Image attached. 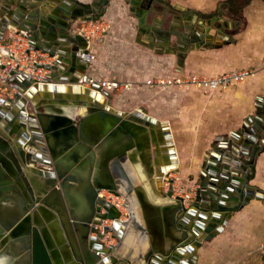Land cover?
Here are the masks:
<instances>
[{"label":"crops","instance_id":"0c3cea01","mask_svg":"<svg viewBox=\"0 0 264 264\" xmlns=\"http://www.w3.org/2000/svg\"><path fill=\"white\" fill-rule=\"evenodd\" d=\"M5 1L1 0L2 4ZM80 1L89 3L91 0ZM220 2H223L227 14L231 17L216 11ZM31 3H33V0L29 2V5ZM122 3L121 7L125 10L123 6L129 4L126 2L124 4L123 0ZM148 3L149 0H141L142 8L147 7ZM166 3H169L174 11L165 6ZM38 5L40 6L41 14L46 19L53 16L57 20L56 22L65 23L63 21V16H66L65 12L57 13L52 3L43 0ZM117 5V0H111L108 10L101 19L110 18V20L112 19L115 22L121 14L117 11ZM136 8L134 6V9ZM28 12L29 10H27ZM130 16L134 20L135 26L132 32L128 31L126 36L119 38L116 26L111 32L112 35L108 33L103 38L104 40L100 41L101 43H91L89 45L88 49L95 56V59L83 74L96 77H100L102 74L101 78L128 84V89L125 91L115 90L111 92L112 109L121 112H132L139 107H143L152 117L170 124L178 165L168 175L173 179L174 175H179L183 179L185 177H193L194 182H198L197 186H192L190 180H188L190 181L188 185V181L184 183L186 186L185 190L191 192L193 198H195L200 185L199 175L201 167L212 160V156L207 153L215 150L216 146H220L226 140H230L232 144H239L243 153L242 147L245 145L252 147V152L257 154V159L254 171L251 167L248 169L249 174L253 173V178L249 181V185L263 190L261 177L264 174V152L262 151L264 149V120L261 119L262 121L258 125L254 118L259 111L264 118V0H251L238 16L231 14L227 0H154L148 15V21L158 33L166 31L170 27H174L175 31L183 32L186 31V23H189L191 28L198 30L204 39L207 29L211 27L210 35L213 42L216 41L217 32L221 28L228 30L226 33L234 37L236 43L222 45L216 49L191 51L182 67H179V74L185 77L190 75L210 77L231 71L253 69L254 74L244 83L230 90L217 91L212 95H205L195 89L184 91L183 89L177 90L170 87L163 90L154 82L148 85L147 81L153 78L155 74L159 76L160 70L163 69L162 63L171 60L169 58L171 55L157 54L156 51L138 43L137 40H135L136 47H129L126 41L128 40L131 43V39L133 37L137 39L138 34L137 20L132 13ZM239 16L242 17L241 20L237 21L234 19ZM213 17L217 18L216 21L209 22ZM244 20L245 24H243ZM84 22L86 21H76L72 25L73 31L79 33L78 28ZM228 22L232 23V32H229L230 30L226 27ZM53 33L58 35L57 31ZM189 33L193 32L189 31ZM7 35L8 33H5L4 36L6 37ZM174 40L175 38L172 41ZM105 64L107 65L105 70L102 68V70L97 71L96 65L100 67ZM66 67L70 68L71 66L67 64ZM79 68L77 66L78 70ZM65 73H67L66 70L59 71L53 82L71 89L72 84L62 83L64 82L62 78ZM78 84L79 82L76 85ZM85 87L88 89L87 86ZM73 95L72 90L66 92L63 96H56L51 94L48 89H45L39 91L33 98L34 104L39 107L35 124L41 132L42 129L48 131V139L43 134L44 146L42 145V147H44V150L39 151L36 150L37 147L34 148L35 151L40 152L43 157L47 156L51 161V165L37 162L34 170L25 171V176L35 196L50 202L51 207L47 205L45 207L51 211L55 216L54 218L58 217L56 208L64 207L65 213L71 221V208L73 209V207L68 205L62 194L60 195V201L58 198L50 197L53 188L50 190L48 188H50L52 178L41 174L39 171L43 169H48V172L54 171L56 160L60 169L65 171V174L70 175L73 173L74 180L71 183L75 185L85 184L86 181L91 182L94 177L100 176L101 193L106 192L105 188L107 185L118 183L119 177L125 189H121L116 184L115 190H120L123 195H127L131 199V201L128 200L129 206L134 208L135 213V217L128 227L125 228L124 237L127 232L129 233L128 236L131 234L134 237H140V233L144 231L145 239H141L142 245H140V248L143 249L145 257L153 251H166L171 247L179 248L184 245L187 240L181 238L182 232L172 226L171 214L177 203L176 195L170 200L166 199L165 193L169 189L167 184L164 181L161 182L163 188H160L156 180L165 165L164 155L166 147L159 143L158 137L153 141L149 131L151 127L145 124H138L139 129L133 126L124 127L123 132H118L107 138V140L104 139L101 147L94 145L91 151L85 150V144L75 142L70 137L71 135L64 132L68 131V129L73 132L69 125L63 126L58 130L61 131L59 137L52 136L55 133V130H51L54 126L52 121L54 118L43 109L48 107L52 100L65 99L67 101H75L76 97ZM201 100L205 102H203L204 105H201V102L197 103V101ZM155 104H160L163 108L159 110L155 107ZM259 105L261 107H258ZM60 106L63 108L69 107L68 105ZM17 107L18 104L12 106L11 109L19 116L23 109L20 108L18 110ZM154 110H159L160 114H157ZM28 111L27 109V114ZM8 112L10 113L7 109V114H9ZM64 112L70 117L73 115L75 117L78 114L77 109L71 108H65ZM150 112L159 116L156 117ZM80 113L83 116L87 115L88 107H84L83 110L79 111ZM162 114L163 116H161ZM23 122L28 126L27 119ZM2 123L3 121H0L1 129L4 128L1 125ZM78 123L74 124L78 125ZM5 124L6 126L8 125L7 123ZM152 129L157 133L156 128ZM243 129L244 131H242ZM134 131L147 132L148 140H144V137L140 139L137 137L138 135L134 136ZM237 132L242 133L240 138L235 139V141L232 133ZM14 137H10V140L13 139L14 141ZM247 137L249 140L250 137L254 138L253 143H247ZM1 138L10 145V140L5 139V137ZM212 146H215V149ZM228 152L233 155L234 159L240 160L239 164H232L228 172L234 173V171H237L238 178L243 179L247 174L243 165L251 159V156L234 154L227 150L224 151L223 155ZM134 154L136 155L135 160L131 159ZM88 156H90L91 170L86 169L85 161L88 160ZM99 162L101 164L98 168ZM138 179H140L141 183L136 184L139 181ZM12 180L18 191L22 192L21 185L17 184L14 178ZM224 183L220 187V191L227 187V182ZM23 184L26 186L25 182ZM3 189L6 188L0 181V192L4 191ZM7 195L11 196L12 199L0 201V207L3 204L2 207L15 209L18 205L19 194L8 191ZM192 201L185 207H192ZM231 201L240 203L241 199L237 192H235L233 200H230L228 204L231 205ZM262 204L260 200L251 199L245 207L233 212L223 230L216 237L210 241H204L203 245L196 249V255H188V258L194 259L192 264H262L263 260L259 252V247L264 241V216H262L264 205ZM42 219L46 223V228L50 230L45 217L42 216ZM122 219L124 221L128 219V213L125 211H122ZM50 221L55 222V219L53 220L52 218ZM48 235L52 239L54 238L51 231H48ZM106 240L107 244L113 245V241H120L121 239L119 240L118 237L114 235L112 237V235L107 234L105 235V242ZM131 240L132 242L134 241L133 238ZM14 244L19 248V243L14 242ZM110 256L119 258L111 254ZM164 259L167 260L168 258L165 257ZM183 260L180 259V262ZM18 261V256L15 257L10 253H4V249L0 252V264H18ZM126 261L132 263L130 262L131 259L127 258ZM160 264H165V262Z\"/></svg>","mask_w":264,"mask_h":264},{"label":"water","instance_id":"95a60500","mask_svg":"<svg viewBox=\"0 0 264 264\" xmlns=\"http://www.w3.org/2000/svg\"><path fill=\"white\" fill-rule=\"evenodd\" d=\"M30 1L32 0H6L2 4L0 0V41L5 39L4 35L9 26L15 28L16 31L21 32L29 39L33 47L56 58L52 65L46 66L51 72L50 78L53 80L59 71L66 70L67 73L62 81L68 82L72 86L69 89L52 81L48 84H34L28 76L25 79L19 77L21 89L17 95V99L20 100L17 109L22 108V113L18 116L13 112L12 101L5 108H0V121H3L1 125L4 127L0 128V181L6 188L0 192V201L12 199L7 195L8 191L19 194L18 205L15 209L2 207L3 204L0 207V252L4 249V253L18 256V264H132L122 258H112L110 252L113 245L107 246L103 242L105 235L113 233L119 240L121 239L119 241L121 243L124 239L122 229L125 231L135 215L134 212H129L128 219L122 221V212L100 193L102 189L100 176L94 177L91 182L86 181L85 184L75 185L71 183L74 180L73 173L65 174L56 160L54 171L48 172V169L39 171L52 178L50 188H48V190L53 188L50 197L58 198L60 201L62 194L68 205L73 207V209L71 208V221L67 217L64 207L56 208L58 217L54 218L51 211L45 207V205L51 207L50 202L35 196L30 188L25 171L34 170L37 162L51 165L49 158L43 157L34 148L37 147L36 150L39 151L44 150L42 147V145L44 146L43 134L48 139V131L42 129L41 132L35 124L39 107L34 104L33 98L39 91L45 89L56 96H63L72 90L73 96L76 97L75 101L52 100L51 104L43 110L54 118L52 120L54 126L51 130H55V133L52 136L59 137L61 131L58 130L69 125L73 132L69 129L64 132L71 135L70 137L75 142L85 144L87 151H91L94 145L101 147L104 139L118 131L119 127L133 126L139 129L138 124L151 127L149 131L153 141L158 137L159 143L166 147L165 165L162 167V173L157 176V181L158 183L162 182L166 175V182L171 184L166 194L167 197L172 198L174 196V179L168 174L175 170L178 159L170 124L166 121H156L155 118L147 114V110L143 107L132 112L116 111L111 108L112 93L110 91L108 92L99 85H92L91 89H86L75 84L90 65L88 61L81 59V55L89 54L88 47L91 43L82 33L74 32L72 25L79 20L101 19L108 10L111 0H91L89 3L80 0H47L54 5L57 13L65 12L66 16H63L65 23L56 22L57 20L53 16L46 19L41 14L38 3L43 0H33V3L29 5ZM124 1L131 5V13L137 20L136 40L138 43L156 51L157 54L175 55L178 67H182L191 51L216 49L222 45L236 43L234 37L227 34L228 30L224 28L217 32L216 41L213 42L210 35L211 27L207 29L204 39L198 30L191 28L189 23H186V31L183 32L175 31L174 27H170L168 30L158 33L148 21L154 0H149L147 7L143 8L141 0ZM134 6L137 8L134 9ZM27 10H29L28 13ZM216 19L213 17L209 22H214ZM226 27L231 30L232 23H226ZM56 31L59 36L53 33ZM189 31L193 33H189ZM173 38H175L174 41H172ZM67 64L71 67H66ZM77 66L80 67L79 70ZM100 93L107 98L102 103L98 101ZM60 105H68L69 107L65 108L71 109L88 107L89 111L85 116L77 115L72 118L65 114V108ZM7 109L10 111L9 114H7ZM27 109L29 110L28 114L26 113ZM78 118H80V123L75 125ZM26 119L28 126L23 122ZM261 119L264 120L259 111L254 120L260 125ZM18 120L22 122L19 124ZM5 123L8 125L6 126ZM152 128H156L157 133ZM241 133H232L233 139L240 138ZM13 136H15V142L13 139L10 140V137L13 138ZM1 137L10 140V145L4 142ZM247 140V143H253L254 138L250 137V140L249 138ZM212 148L215 149V146ZM226 150L234 154L251 156V159L243 165L247 172L243 179L238 178L237 171L228 172L230 166L239 164L240 160L234 159L230 152L223 155ZM242 150L244 153L239 144H232L230 140H226L220 146H216L215 150L207 153L212 156V160L201 167L200 185L192 207L186 208L184 199L176 197L177 203L171 214L172 226L182 232L181 238L187 240L186 243L179 248L171 247L166 251L149 253L145 257L147 264L164 262L165 264H192L194 259L188 258L187 254L196 255V249L200 248L204 241H210L216 237L223 230L233 212L245 207L251 199L264 201V190L249 185L253 173L249 174L248 169L251 167L254 171L257 154L252 152V147L249 145L242 147ZM262 151L264 152V149ZM135 156V154L132 155L131 159L135 160ZM85 162L86 169L91 170L90 156ZM100 164L99 162L98 168ZM11 177L21 185L22 192L18 191ZM224 182H227V187L220 191ZM116 184L111 183L105 189L113 191ZM235 192L239 194L241 201L240 203L231 201L230 205L228 202L233 200ZM115 195L119 197L121 193L116 191ZM125 207L128 208L129 205L126 204ZM42 216L45 217L50 230L46 228ZM52 218L55 219V222L50 221ZM106 221H112V227L104 225ZM95 227L102 228V231ZM7 231L10 232L9 236H5ZM48 231L52 232L53 239L48 235ZM14 242L19 243V248L15 246ZM177 242L179 241L177 240ZM165 257L168 259L165 260ZM180 259L184 260L180 262Z\"/></svg>","mask_w":264,"mask_h":264},{"label":"built area","instance_id":"2783aa9c","mask_svg":"<svg viewBox=\"0 0 264 264\" xmlns=\"http://www.w3.org/2000/svg\"><path fill=\"white\" fill-rule=\"evenodd\" d=\"M109 31L110 27L104 22V19L86 21L78 28V32L82 33L83 36L93 44L99 43ZM6 33H8V35L4 40L0 41V108H5L10 101L13 102V106L20 101L17 99V95L21 89L19 77L25 79L28 76L33 80L34 84H48L51 81L53 82L50 78L51 72L46 66L52 65L56 60V58L50 57L49 54L42 50L33 47L29 39L21 32L16 31L15 28L9 26ZM81 59L91 64L95 56L89 52V54H82ZM253 74V69L248 68L210 77L204 75H191L187 78L181 76L168 81L151 78L147 81V84L150 85L154 82V84L158 85L163 90L170 88L172 85H176L187 90L195 89L203 92L205 95H212L217 91H226L239 86ZM78 81L86 85L88 89H91L92 85H99L110 92L115 90L125 91L128 89V84L87 74L80 77ZM166 184L168 188H170L171 184L167 182ZM173 191L174 196L176 195L175 197H182L184 199V205L194 200L192 193L186 191L183 186L178 185L175 178ZM105 198L107 199L106 195ZM116 199L117 200L111 201L107 199V201L111 202L121 211V208L125 206H122L119 201L121 199L120 196H116ZM122 221L124 220L122 219ZM111 222L112 221H110V223ZM95 228L102 231V228ZM108 234L112 235V237L114 235L113 233ZM115 244H118L116 240L113 245ZM259 252L262 256V264H264V241L259 247Z\"/></svg>","mask_w":264,"mask_h":264},{"label":"rangeland","instance_id":"374dc122","mask_svg":"<svg viewBox=\"0 0 264 264\" xmlns=\"http://www.w3.org/2000/svg\"><path fill=\"white\" fill-rule=\"evenodd\" d=\"M121 2H122V0H117V3H118V5H117L118 6L117 7V11H119L121 13L120 16H119V18H117V20L115 22L112 19L110 20V18H105L104 19V22L107 25H109V27H110L109 35H112L111 32L113 31V28L117 26V30L119 32V35H118L119 38H122V37L126 36L127 33H128V31L129 32L130 31L132 32L133 29L135 28V26H134V20H132V18L130 16L131 15V12H130L131 5H125V6H123L125 8V10H124L121 7V5H123V3L121 4ZM124 4H126L125 1H124ZM165 6H167L168 8H170V10L174 11V9L171 7V5L169 3H166ZM160 8H161V6H160ZM216 11H220V13H223V15L226 14V16L231 17L229 14H227V11L225 10V6L223 5V2H220L217 5ZM234 19H236L237 21H239V20L242 19V17L239 16V17L234 18ZM132 23H133V25H132ZM245 23L246 22L244 20L243 21V24H245ZM232 30L233 29H231L229 32H232ZM102 40H104V39H102ZM131 40H132L131 43L128 40L126 41L128 43V45H129V47L130 46H133V48L136 47V42H135L136 38L133 37ZM137 47H139V46H137ZM169 58L171 60L164 61V63H162L163 64V69L160 70L159 76H158V74H155V76L153 77V79H156V80L157 79H164L165 81H168V80H174L175 78H178V77H181V76L183 77V75L179 74V71L178 70H180V69H179V67L177 65V59H176V57L174 55H171V56H169ZM95 67H96L97 71H100V70H102V68H103V70H105L106 67H107V65L105 64V65L100 66V67L98 65H96ZM102 72L104 73V71H102ZM102 76L103 75L101 74L99 78H101ZM187 77H189V76H186L185 78H187ZM171 88L177 89V90L183 89L184 91H190L191 90V89L190 90H187L185 88H182V87H179V86H176V85H172ZM200 102H201V105H204L203 104L204 101H202V100L201 101H197V103H200ZM142 104H144V103H142ZM155 105H156L155 107L158 108L159 110L161 108H163L162 105H160V104H155ZM159 110H154V111L157 114H160V111ZM151 114L154 115V116H156V117L159 116V115H156L155 113H151ZM161 116H163V114ZM78 122H80V118L77 119L76 123H78ZM173 177L176 179L178 185L183 186L184 188L186 187L184 183H185V181H188V180H190L192 182L191 183L192 186H197L198 185V182H194L193 177H189V178L188 177L187 178L185 177V179H183L179 175H174ZM263 179H264V174H262V177H261V181H262L261 186L264 188V183H263L264 181H263ZM138 180L139 181L136 184L141 183L140 179H138ZM190 181L187 182V185H188V183ZM119 192L121 193L120 190H119ZM104 194L107 196V199L109 201H111V200H117L116 197L113 196V195H111L108 191L104 192ZM121 196H122V193H121L120 197ZM121 198H123V197H121ZM124 200L126 201V199H124ZM262 203H263L262 205H264V201H262ZM262 216H264V209L262 210ZM109 224H110V221L106 222V225H109ZM103 242L105 243V245H109V244H107V240L105 242V239H104ZM113 242H115V241H113ZM117 242L119 243L118 240H117Z\"/></svg>","mask_w":264,"mask_h":264},{"label":"bare ground","instance_id":"6f19581e","mask_svg":"<svg viewBox=\"0 0 264 264\" xmlns=\"http://www.w3.org/2000/svg\"><path fill=\"white\" fill-rule=\"evenodd\" d=\"M79 82V81H78ZM77 82V83H78ZM62 83H68V82H62ZM77 83H75V84H77ZM79 86H82V87H85L86 85H83V84H81V83H79L78 84ZM65 87H67V86H65ZM67 88H69V87H67ZM86 88V87H85ZM87 89V88H86ZM100 90H101V88H100ZM106 90V89H105ZM108 91V90H107ZM100 92V91H99ZM109 92V91H108ZM32 100V99H31ZM107 100V98L105 97V95H103L102 93H100V94H98V101L99 102H104V101H106ZM83 108L84 107H80V108H77V111H78V114L77 115H82L81 113L79 114V111H81V110H83ZM89 109V108H88ZM76 110V109H75ZM89 111V110H88ZM147 114L149 115V113L147 112ZM83 116V115H82ZM150 117H152L151 115H149ZM74 117V115L72 116V118ZM154 118V117H153ZM155 120L156 121H159L158 119H156L155 118ZM123 128L124 127H119L118 128V131H116L114 134H112L111 136H113V135H115L116 133H118V132H123ZM143 135L144 136V140H148L147 139V132H140V131H134L133 132V135ZM111 136H109V137H111ZM109 137H107V138H109ZM107 138H105V140H107ZM28 148V147H27ZM165 175V174H164ZM166 178V175H165V177H164V179L162 180V182L164 181L165 183H166V180L167 179H165ZM157 180V179H156ZM122 181L120 180V178L118 177V183H117V185L120 187V188H122L121 186H123L122 185V183H121ZM158 182V181H157ZM158 186L160 187V188H163V186H161V182L160 183H158ZM102 191H105V190H102ZM106 191H108L111 195H113V196H115V194H116V191L117 190H108V189H106ZM101 193V192H100ZM122 193V196L121 197H123V198H121L119 201L121 202V204H122V206H126V204L127 205H129V201L128 200H130L131 201V199L130 198H128V196L127 195H123V192H121ZM101 195H103V197H105L104 195V193L102 192L101 193ZM116 197V196H115ZM165 198L166 199H168V200H170V198L169 197H167V194L165 193ZM124 199H126V201L124 200ZM189 209V208H188ZM121 210L122 211H125L126 213H129V212H134V208L132 207V206H129L128 208H126V207H122L121 208ZM121 211V212H122ZM134 215H135V213H133ZM135 217V216H134ZM135 220H136V218H135ZM112 222L109 224V226L110 227H112ZM122 232H125L124 231V229H122ZM7 234H10V232H5V236H9V235H7ZM128 232H127V234L125 235V237H124V239L121 241V243H118L117 245H115V246H113V249L111 250V252H110V254L111 255H114V257H119V258H122V259H125V260H127V258L128 259H131V261L130 262H132L133 264H147V262H146V260H145V255H144V251H143V249L142 248H140V245H142L141 243H142V240L141 239H145V232L144 231H142L141 233H140V237H137V236H132L131 234H130V236H128ZM134 239V241L132 242V240L131 239ZM144 241V240H143ZM136 243V244H135ZM187 255H190V254H187ZM126 257V258H125Z\"/></svg>","mask_w":264,"mask_h":264},{"label":"trees","instance_id":"16d2710c","mask_svg":"<svg viewBox=\"0 0 264 264\" xmlns=\"http://www.w3.org/2000/svg\"><path fill=\"white\" fill-rule=\"evenodd\" d=\"M251 0H227L229 11L234 16H238Z\"/></svg>","mask_w":264,"mask_h":264},{"label":"flooded vegetation","instance_id":"af4514ba","mask_svg":"<svg viewBox=\"0 0 264 264\" xmlns=\"http://www.w3.org/2000/svg\"><path fill=\"white\" fill-rule=\"evenodd\" d=\"M7 108H8V107H7ZM134 136H137V135H134ZM137 137L141 139V138H143L144 136L139 134ZM140 139H139V141L141 142V140H140ZM122 185H123V183H122ZM121 187H122L121 189H125L124 185H123V186H121ZM92 235H94V236H95L96 234H92Z\"/></svg>","mask_w":264,"mask_h":264}]
</instances>
